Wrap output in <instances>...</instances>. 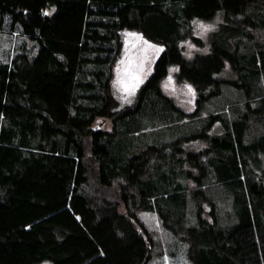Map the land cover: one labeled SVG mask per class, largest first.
<instances>
[{
    "label": "trees",
    "instance_id": "obj_1",
    "mask_svg": "<svg viewBox=\"0 0 264 264\" xmlns=\"http://www.w3.org/2000/svg\"><path fill=\"white\" fill-rule=\"evenodd\" d=\"M248 7L230 53L179 55L185 16ZM5 15L36 50L19 43L0 62V264H146L153 241L137 210L184 240L193 264H264V0H0ZM123 28L163 51L121 110L110 83ZM226 59L244 95L210 112L193 135L201 148L189 135L135 148L123 124L168 63L201 106Z\"/></svg>",
    "mask_w": 264,
    "mask_h": 264
},
{
    "label": "rangeland",
    "instance_id": "obj_2",
    "mask_svg": "<svg viewBox=\"0 0 264 264\" xmlns=\"http://www.w3.org/2000/svg\"><path fill=\"white\" fill-rule=\"evenodd\" d=\"M254 9L248 7L244 13L227 12L226 14L223 8H217L207 18L185 16L186 21L183 23V29L185 28L186 33L178 42L179 55L183 59H192L196 55L212 53L215 44L230 53L234 41L237 43L242 40L240 38L245 32L242 26L247 27L244 21L245 16L248 13L253 15ZM9 21L10 18L6 15L0 17V62L8 60L11 51L15 50L19 43L29 45L27 51L30 55H33L36 50V45L29 39H22L18 27L12 28ZM201 25L205 27H201ZM119 31L120 48L112 70L113 76L110 84L117 103L116 108L122 110L124 107L135 106L138 102L137 95L142 82L150 72L155 55L159 54L156 49H163V46L143 35L140 30L123 28ZM128 33H136L142 36L143 40L138 41L135 36L126 35ZM144 41L154 45L155 48H149ZM18 50L16 49L15 52ZM229 60L231 62V59ZM229 60L226 59L224 65L214 73V76L220 81L216 83V86H213L220 91L212 97L207 96L201 106H196L191 83L177 76L178 64L168 63L165 74L157 81L159 93L157 90L154 93L150 92L147 99H144L148 102L144 101L142 107L131 114L133 118L123 124L124 129L134 136L135 148L148 144L163 145L179 137H186V135H189V141L193 142L187 145V147H191L189 149L201 148L204 142H195L193 135L201 125L207 123L210 112L222 109L227 103L244 95L243 87L239 88L236 85V82L240 80L238 75L241 69L237 70L230 66ZM172 69H176V71H172ZM134 77L136 79H133ZM169 77H171L170 82ZM137 81H139L138 86L131 94L125 91V86L137 84ZM189 86L191 91H189ZM92 125H98L108 130L111 123L108 118H97ZM221 129V125L215 122L206 131L215 133ZM136 215L152 236L153 247L146 264H193L186 253L188 251L187 243L184 240H179L177 234L162 226L154 212L137 210Z\"/></svg>",
    "mask_w": 264,
    "mask_h": 264
},
{
    "label": "snow or ice",
    "instance_id": "obj_3",
    "mask_svg": "<svg viewBox=\"0 0 264 264\" xmlns=\"http://www.w3.org/2000/svg\"><path fill=\"white\" fill-rule=\"evenodd\" d=\"M43 14H44V15H50L51 13L45 11ZM201 27H205V26H204V25H201ZM126 35H129V36H135L136 39H137L138 41H139V40H143V37H142V36H139V35L136 34V33H128V34H126ZM144 43H145L146 45H148L149 48H155L154 45H150V44H148L147 41H144ZM156 51H157V52H160V51H163V49H156ZM172 71H176V69H172ZM133 79H136V78L134 77ZM170 81H171V77H169V82H170ZM138 82H139V81H137V84H133V85H131V86H125V91H128V92L131 94V92L134 91V88H135L136 86H138ZM189 91H191V87H190V86H189Z\"/></svg>",
    "mask_w": 264,
    "mask_h": 264
}]
</instances>
